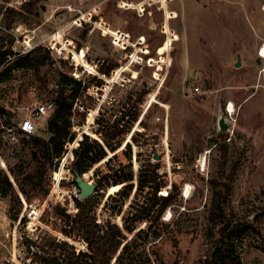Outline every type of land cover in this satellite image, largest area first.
Here are the masks:
<instances>
[{
  "label": "rangeland",
  "instance_id": "rangeland-1",
  "mask_svg": "<svg viewBox=\"0 0 264 264\" xmlns=\"http://www.w3.org/2000/svg\"><path fill=\"white\" fill-rule=\"evenodd\" d=\"M27 2L31 12L21 10ZM5 14L12 19L10 28ZM10 32L21 47L28 42L35 49L27 67H12L0 80V105L9 116L5 127L13 131L0 150V172L11 182L8 166L21 156L22 137L29 135L20 132L18 121L37 104L51 101L54 107L57 73L88 88L74 101L75 138L52 172L45 199L28 204L19 193L17 212L4 198L9 217L17 219H11L14 239L1 245L0 264H37L23 239L51 236L85 250L82 241L63 235V223L44 210L59 203L73 212L71 149L81 133L93 137L101 123L121 112L126 113L123 125L131 114L137 118L117 149L118 159L125 168L130 163L133 172L140 163H158V179H167V188L177 187L147 240L131 244L135 257L126 262L200 264L217 239L209 229L213 196L229 189L222 201L226 217L231 225H251L228 241L233 254L240 264H264V0H0L1 44ZM108 67V75L100 72ZM230 103L231 114L226 111ZM220 109L225 131L218 128ZM51 111L35 120L33 134L48 137ZM86 179L94 182L92 169ZM185 184L188 196L183 195ZM113 192L109 186L95 194L101 223H120L125 213L128 201L118 212L109 198Z\"/></svg>",
  "mask_w": 264,
  "mask_h": 264
},
{
  "label": "trees",
  "instance_id": "trees-1",
  "mask_svg": "<svg viewBox=\"0 0 264 264\" xmlns=\"http://www.w3.org/2000/svg\"><path fill=\"white\" fill-rule=\"evenodd\" d=\"M32 8L30 2L21 6L22 11L31 12ZM4 21L7 28H10L12 19L9 15H4ZM8 40L12 42L13 37ZM37 49H40V46ZM34 50L8 59L7 54L11 55L12 51L10 48L2 49L0 42V80L5 78L12 67L17 69L27 67ZM36 64L40 66L41 63L36 61ZM110 68L99 70L108 75ZM87 88L86 83L82 84L81 80L59 71L54 107L46 120L48 137L38 134L22 137V154L8 166L13 181L11 182L5 172H0V198H7L12 204L11 207L17 206V212L21 205L19 193L28 204L35 200L43 201L49 193L52 172L67 152L66 144L71 143L75 138V133L71 130L74 101ZM6 111L7 108L0 105V129L1 126L9 124ZM124 116L126 113L121 112L119 117L106 119L105 124H102L99 118L96 119L98 124L101 123L100 129L94 131L97 136L94 133H91L93 137L81 133L71 149L69 182L76 187L74 172L86 179L87 172L92 169L95 176V193L84 200L73 198L72 213L59 203L51 206L49 210L47 208L44 210V213H51L55 219L63 223L64 227L60 229L63 235L74 241H82L85 250L81 251L73 243L56 240V237L51 236H42L39 240L23 239V245L35 255L37 264H129L126 259L135 257L134 251H131V244L143 243L147 240L151 228L159 221L161 213L176 195L175 183L171 188H167L168 180L158 179V163H140L137 171L133 172L130 163H128L129 167L125 168V164L118 159L117 149L126 133L130 131L137 113L130 115V121L126 125L120 123ZM81 117L83 118L84 115L81 114ZM87 120L90 123L92 116ZM4 145L5 141L0 137V150ZM108 151L113 152L109 157ZM121 154L123 155L124 152ZM128 156H130L129 152ZM126 158L129 159L127 156ZM114 160H117V163L112 165L111 162ZM109 186L114 187V192L108 197L110 196V200L118 204V212L121 211L123 202L128 201L120 223H110V221L101 223L95 212L96 192ZM228 192L229 189H226L221 196L222 192L217 191L213 196L209 229L214 230L217 239L208 257L201 260L200 264H240L239 259L233 254V245L228 241L251 225L247 222L231 225V219L226 217L222 206V201L225 200L223 198ZM167 224L164 221L160 222L162 226Z\"/></svg>",
  "mask_w": 264,
  "mask_h": 264
},
{
  "label": "built area",
  "instance_id": "built-area-1",
  "mask_svg": "<svg viewBox=\"0 0 264 264\" xmlns=\"http://www.w3.org/2000/svg\"><path fill=\"white\" fill-rule=\"evenodd\" d=\"M19 2H21V1H19ZM9 34L11 37H13L12 42H9V40H5V43H2V49L10 48V50L12 51L11 55L7 54L8 59H10L11 57H14L17 54L25 53L28 50H30V45L28 42H26L21 47V45H19L20 41H19V38L17 37V35L12 33V32H10ZM195 89L197 90L198 88L195 87ZM52 109H53V102H51V101H46L44 103H40V104L35 105L28 116H24L18 121V129L22 133L33 134L36 130L35 120L37 118H40V117L48 114ZM226 111H227V106H226ZM1 128L2 129L0 130V137L4 141H10L13 137L12 128L11 127H5V126H1ZM73 195H74V197H72V195L70 196V198L72 200L75 197L79 198V190L76 187H75V191L73 192ZM21 198H22V196H21ZM70 207L74 210L73 204Z\"/></svg>",
  "mask_w": 264,
  "mask_h": 264
},
{
  "label": "water",
  "instance_id": "water-1",
  "mask_svg": "<svg viewBox=\"0 0 264 264\" xmlns=\"http://www.w3.org/2000/svg\"><path fill=\"white\" fill-rule=\"evenodd\" d=\"M235 65H239V58L237 57V60L235 62ZM218 128L220 131H225L228 128V124L226 122L225 113L223 109H220L219 111V117H218ZM154 159H159V155H157L155 152L153 153ZM74 181L76 183V187L79 190V199L84 200L91 196L95 192L96 184L94 182H90L89 180L83 178L79 173L76 171L74 172ZM10 219H17V215H10Z\"/></svg>",
  "mask_w": 264,
  "mask_h": 264
},
{
  "label": "crops",
  "instance_id": "crops-1",
  "mask_svg": "<svg viewBox=\"0 0 264 264\" xmlns=\"http://www.w3.org/2000/svg\"><path fill=\"white\" fill-rule=\"evenodd\" d=\"M8 207L7 200L0 198V251L1 245H4L7 240L14 239L16 233V225L13 224L7 213Z\"/></svg>",
  "mask_w": 264,
  "mask_h": 264
},
{
  "label": "bare ground",
  "instance_id": "bare-ground-1",
  "mask_svg": "<svg viewBox=\"0 0 264 264\" xmlns=\"http://www.w3.org/2000/svg\"><path fill=\"white\" fill-rule=\"evenodd\" d=\"M260 54L261 56H264V46L261 47L260 50ZM233 109H232V104L230 103L229 106H227V112H229L230 114L232 113ZM200 164L204 167L205 165V160L204 158L201 157L200 159ZM190 193V186L189 184H185V186L183 187V195L184 196H188Z\"/></svg>",
  "mask_w": 264,
  "mask_h": 264
}]
</instances>
